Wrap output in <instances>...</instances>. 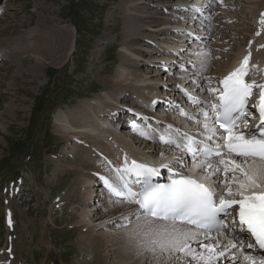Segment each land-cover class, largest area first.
<instances>
[{"label":"rangeland","instance_id":"1","mask_svg":"<svg viewBox=\"0 0 264 264\" xmlns=\"http://www.w3.org/2000/svg\"><path fill=\"white\" fill-rule=\"evenodd\" d=\"M3 1L6 7L0 15V40L20 36L24 39L22 33L31 29L40 33L54 30L57 39L63 36L67 40L61 51L65 57L69 36L76 29L77 44L73 57L46 58L38 66L29 63V56L20 52H10L8 58L0 60V250L4 251H0V258L9 257L11 261L15 258L18 264H52L54 258L60 264H117L119 261L106 255L103 244H98L99 247L93 239L86 242L82 238L84 227L77 223L79 216L73 207H79L83 200L75 182L85 172L80 169L81 165L94 168L95 164L89 167V163H85L90 157L87 147L68 156L70 151L64 150L68 140L57 132L56 116L61 111L79 110L86 96L118 88L115 73L119 65L128 60L123 49H136L149 57L151 54L142 50L157 48L151 39L157 44L159 39H167L166 34L147 29L148 17L135 16L148 12L159 20V23L154 22L157 27L164 19L158 4L165 5V0H145L138 12L128 9L131 0ZM239 5L237 10L242 14L244 9ZM238 12L236 14H240ZM189 20L192 19L186 22ZM236 27L241 29V25ZM214 29L227 34L220 26ZM135 31L147 33L149 38L137 37L134 43ZM246 36H241L242 44L248 43ZM155 60L154 57L153 63L142 61L141 65L130 67L138 75L148 73L165 79L166 76L183 77L176 70H173L174 75L163 72L160 65H155L159 63ZM155 68L160 74H155ZM163 86L159 84L160 89ZM128 88L131 87H125ZM132 102L133 98L128 101ZM159 109L154 113H159ZM8 219H15L12 227ZM115 234L126 235L124 232ZM6 247L10 256L5 253Z\"/></svg>","mask_w":264,"mask_h":264},{"label":"snow or ice","instance_id":"2","mask_svg":"<svg viewBox=\"0 0 264 264\" xmlns=\"http://www.w3.org/2000/svg\"><path fill=\"white\" fill-rule=\"evenodd\" d=\"M250 55L219 81L221 87L201 88L210 100L185 90L198 116L179 111L195 131L169 125L158 136L171 157L161 152L157 163L130 165L125 158L115 180L104 178L116 202L129 205L122 219L132 224L128 235L138 254L157 260V253L167 260L180 254L177 260L186 264H218L221 258L228 264H264V255L248 254L264 252V81L245 79ZM200 66L206 67L205 60ZM139 134L153 138L146 129ZM161 170L169 174L166 183L158 181Z\"/></svg>","mask_w":264,"mask_h":264},{"label":"bare ground","instance_id":"3","mask_svg":"<svg viewBox=\"0 0 264 264\" xmlns=\"http://www.w3.org/2000/svg\"><path fill=\"white\" fill-rule=\"evenodd\" d=\"M143 1L145 0H131L129 2L128 9H135L137 11L138 8L144 6L142 5ZM235 1H237V3ZM184 3L198 4V0H165V5L159 3L166 10L162 9L161 13L163 15L161 18L164 19H161L163 22L160 25L158 24L157 27L154 25V22L159 23V20H156V16L149 15L147 14L148 12H145V15H143V12H140L139 14L135 13V16H143L144 18L148 17L149 19H147L149 24H147V29L158 33V31L161 29V26H176L180 24L177 19V15L183 13L179 10L173 9L171 6L173 4L181 5ZM238 3H240L239 6H242L244 9L242 14L237 10ZM205 5H207V2ZM2 6L6 7L4 2L2 3L0 0V7ZM224 7L227 8L225 9L227 18H232L233 22L230 25L224 27V30L227 31V34L220 31H216L218 32V35L214 34L216 39H220L222 41V44L216 45L217 43L213 42L212 45L215 46L216 49H221L223 52L222 56L217 58L214 61V64H211V67L207 73L200 75L198 70V75H191L189 72L192 71L188 68L187 70H184L187 73V77H185L183 73L177 72L181 73L183 77L167 78L166 76V79H169L167 82L165 77H153L148 75V73L138 75L132 70L130 65L135 66L137 63L141 65L140 62L142 61L144 63H153L155 57L157 58L155 61H159V63L155 65H160V68L163 70V72L167 71L170 75H174L173 73L175 70L173 71V68L171 67H173V64H178V61L184 63V55L179 52V43H182L180 36L173 34L172 37L177 38L175 42L179 45L159 39L158 42L164 44L158 46V43L157 48L152 47L146 50L140 49L145 51L146 54H151L149 57L144 56V53H138L136 49H123L122 53H124L125 58L128 60L126 59L127 61L122 62L115 73V80L118 84V88L107 91L101 90L102 92L98 93L96 97H89L88 99H85V101L82 102L81 109H69L68 111H61L56 116L57 132L59 134L62 133V135L68 140V147H65L64 150L67 152L72 151L74 153L77 149L87 144L85 148L87 147V153L90 154L91 158L88 157L85 159V163H89V167L95 164L94 168H87L86 166L84 167L81 165L80 169L85 172L79 175L80 178H76V180L78 179L77 181L75 180V184H77L79 187V193H81L83 200V204H81L79 207H73V209L77 210L78 212L79 219L77 223L84 227L82 238H85V240L82 239V241L84 240L88 242L90 239H93L95 242H97L96 245L103 244L106 255L110 258L114 257L116 262L119 261L117 264H186V261L177 260V256L180 254H175L172 257L171 262L170 260H167V254L160 255L157 253L159 260L154 258L150 253L138 254L135 242H133L128 235L130 229L132 228V224L128 223L127 220L122 219V214L127 215L129 205L127 203H116L117 200H113V198L110 196L105 195L103 191L95 194L93 186L91 187V185H93L92 181L97 180L95 178V174L112 173L111 168L113 166L123 164L125 158H137L138 156L145 157L147 158L148 163L153 164L159 162V154L161 152H165L169 157L172 155V153L169 152V146H158L152 140H141L139 138L135 139L130 131L128 132L126 129L120 130L118 128V124L115 120H113L112 116L102 110L103 106L111 105L116 110L131 109V105L128 103V101L133 98L134 103L132 105H141L145 109L146 114L149 115L146 121H148L151 116L159 118V115H157L158 113L156 114L152 111L156 106L151 104V102L152 100L157 101L160 94H167L169 95L168 98H171L172 90H174L178 84L185 81H187V83L189 82L190 85H193V83L195 84L196 82V85L201 88L199 84L203 86V80L207 79V81H213L215 77H217L219 80L225 76V71L232 65H240V63L243 61V58L248 56L249 53H251V55L249 56L248 75L251 77V79L261 82L264 79V24L259 23L258 19L260 17L264 18V15H262L264 13L259 14L261 9H264V0H224ZM235 9L240 14L233 12ZM210 10V8H207L208 13H210ZM186 20L183 22L184 26L189 29L193 27L198 28V26H196V22L193 19L189 20L188 22H186ZM220 20L221 19L217 14L215 19H213V22H219ZM222 21L223 22L220 23L226 25L225 21ZM237 25H241V29L239 27L238 29L236 27ZM202 27L204 26H200V28ZM75 32L76 29L72 31V36H69L70 42L67 46L68 48L65 57L62 56L64 53L61 54V51H64L63 48L67 42V40L65 41L63 39V36L62 38L59 36L60 38L58 37L57 39V37L54 36V30H49L46 33H40L36 29H31L25 33H22L24 34V39H22V36H20L14 40H0L1 59L4 60L8 58L6 56L10 52H20L28 55L30 57H28V62L37 66L40 65L42 62L41 60H46V58L59 60V58L63 57L67 59L74 54L76 49L77 37ZM258 32L260 33L259 35H257ZM146 34L144 35L142 31L136 32L132 35V41L135 43L137 37L149 38L146 36ZM244 35H248L247 44H242L240 41L241 36L243 38ZM161 38H164V36ZM151 40L154 41L153 39ZM154 53L157 54L154 55ZM165 58H167V60ZM222 58H224L225 61H222ZM153 71H155V74L157 75L160 74V71H158L156 68ZM218 73H222V75ZM175 75L178 76L179 74ZM162 79H165V81ZM160 83L166 86V89H164V86L162 89H160ZM126 86H130L131 88H128L129 90L125 89ZM132 93H134V95ZM256 98V96H253L251 102H254ZM93 100L96 102L94 103ZM196 108L192 111V114H196ZM164 116H166L169 121L177 124L185 121L184 119L181 120V118H179L177 111L165 112ZM150 124H153V122H150ZM182 128H185V126H182ZM126 134L131 136L129 137ZM101 154L104 156L101 157ZM249 163H251V161H249ZM74 188L75 187H73V189ZM105 200H107V202ZM91 205L93 207L92 209H90ZM117 232H124L126 235L123 234L124 236H118L115 234ZM4 250L6 253L8 248L6 247ZM6 254H9L10 256L9 251ZM13 257L14 256H12V259ZM7 258L6 260H2L0 258V264L19 263L18 259L15 260L14 258L11 262H9L11 259L9 257ZM53 258L54 255L51 257V259ZM188 259L190 260V257ZM145 260L147 261L146 263ZM225 262L228 264L227 260Z\"/></svg>","mask_w":264,"mask_h":264}]
</instances>
